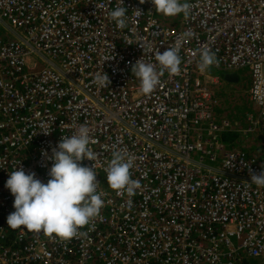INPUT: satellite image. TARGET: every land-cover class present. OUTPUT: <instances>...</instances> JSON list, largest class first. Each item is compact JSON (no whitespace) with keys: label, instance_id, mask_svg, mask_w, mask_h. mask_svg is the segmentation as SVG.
<instances>
[{"label":"built area","instance_id":"obj_1","mask_svg":"<svg viewBox=\"0 0 264 264\" xmlns=\"http://www.w3.org/2000/svg\"><path fill=\"white\" fill-rule=\"evenodd\" d=\"M186 2L189 15L170 27L151 0H0V24L15 30L0 36V264H264V188L248 184L264 163L220 142L256 131L264 149V0ZM117 6L128 9L125 29L109 16ZM170 47L179 48L180 73L163 71L143 94L132 65L142 59L160 72L155 54ZM203 47L219 61L205 72ZM240 70L257 107L244 130L215 111L213 71L240 80ZM102 71L108 87L93 83ZM81 125L97 157L82 163L94 167L105 201L94 230L60 242L11 229L9 174L23 167L47 183L52 149ZM115 150L136 157L132 197L108 185Z\"/></svg>","mask_w":264,"mask_h":264},{"label":"clouds","instance_id":"obj_2","mask_svg":"<svg viewBox=\"0 0 264 264\" xmlns=\"http://www.w3.org/2000/svg\"><path fill=\"white\" fill-rule=\"evenodd\" d=\"M145 0H140L143 4ZM157 13L172 17L184 14L189 15L191 5L181 0H151ZM123 4V0H120ZM137 14L142 13L135 10ZM128 9L117 6L109 12L112 21L119 29L128 27ZM194 34L184 33L185 38ZM198 68L201 72L218 65L216 53L208 47L200 52ZM155 59L161 71L158 72L152 63H145L139 59L131 67L132 75L140 81L139 89L143 94H151L160 84L163 71L170 74H179L181 71V57L179 48L170 47L163 53L157 52ZM239 80V79H238ZM93 83L99 87H108L111 83L104 71L98 72ZM90 129L81 125L71 136H62L57 148L52 149L49 158L53 163L48 173L47 183L36 178L34 172L26 173L23 167H18L9 174L5 187L14 196L15 211L7 216V224L13 229L27 230L32 233H43L60 242H70L88 236L89 227L99 217L104 207V193L98 192L99 181L94 167L83 165L85 159L96 160V153L91 147ZM136 157L120 150L112 151V158L104 169L107 173L109 187L118 195L126 193L132 197L141 187L140 181L131 178L130 169L134 167ZM251 183L264 188V170L252 173ZM247 183V182H246ZM131 207V200L128 202ZM88 228V231L81 229Z\"/></svg>","mask_w":264,"mask_h":264},{"label":"rangeland","instance_id":"obj_3","mask_svg":"<svg viewBox=\"0 0 264 264\" xmlns=\"http://www.w3.org/2000/svg\"><path fill=\"white\" fill-rule=\"evenodd\" d=\"M181 2L183 3L185 2V0H181ZM157 14L159 19L166 26L179 27L181 25V20L183 17L182 13L172 17L165 16L161 13H157ZM4 30L5 29H3V24H0V32H1L0 34L4 33ZM238 74L240 76V80L237 83H235V86L230 84L220 83L218 89L221 92V87L224 88V91L220 94L224 98V100L220 102L221 105L219 104L220 106H218L215 109V111L218 113V115L227 118L232 124H233L232 120L238 121L240 129H244L248 124L246 112L251 110L248 107L247 102L244 100L246 99L248 102H250L248 99L247 88L245 87L247 77H250V74L247 70H240L238 71ZM255 109H256V105L253 104V110ZM232 133L236 135L234 131ZM237 134L238 135L236 136V139L231 144V146L226 145V150L231 148L236 149L239 147L238 149L246 153L255 155L253 154V149H254L253 141L247 140V139L253 140V134L249 135L247 138H245L241 133H237ZM255 141L257 140L255 139ZM258 142H259V146H258L259 150H256L255 152L258 151V153L263 154V156L260 155L257 156L261 157V160L264 162V149L260 145V140Z\"/></svg>","mask_w":264,"mask_h":264},{"label":"crops","instance_id":"obj_4","mask_svg":"<svg viewBox=\"0 0 264 264\" xmlns=\"http://www.w3.org/2000/svg\"><path fill=\"white\" fill-rule=\"evenodd\" d=\"M183 14V13H182ZM158 15V14H157ZM183 16H184V14H183ZM183 18V17H182ZM182 21V20H181ZM180 27V26H179ZM3 29H5L4 30V33H2V34H0V36H4V38H6V39H11L12 38V36H13V33H14V31L15 30H13L11 27H9L8 26V24H6V23H3ZM3 32V31H2ZM1 33V32H0ZM213 75H219L220 76V79H221V84L222 83H225V84H230V85H234L235 86V83H237V82H229V81H227L224 77H222V73L220 72V71H213ZM244 77V76H243ZM248 85H249V83L246 81V85H245V87L247 88L248 87ZM220 86V85H219ZM219 90V89H218ZM224 91V88H222L221 87V92L219 91L218 92V101H219V104H220V102L221 101H223L224 100V98L220 95L222 92ZM246 102H247V105H248V107L251 109L250 111H247L246 112V116H248V115H250V114H253V117H255V115H256V112H257V107H256V109L255 110H253V104L254 103H251V102H248L246 99H244ZM221 105V104H220ZM219 105V106H220ZM249 113V114H248ZM248 114V115H247ZM233 121V124L235 125V124H237L238 126H237V129L238 130H244V129H240V127H239V123H238V121H236V120H232ZM256 129V128H255ZM254 129V130H255ZM231 132H233V131H231ZM227 133H229V132H227ZM227 133H225V134H227ZM235 133H238V132H235ZM225 134H223V138H224V136H225ZM253 140L252 139H247V140H251V141H253V146H254V149H253V154H255V155H260V156H263V154H261V153H258V151L257 152H255L256 150H259V135L257 134V132L256 131H253ZM257 134V135H256ZM245 138H247L248 136H244ZM255 139L257 140V141H255ZM245 140V139H244ZM220 142L223 144V146H224V148L226 147V145H229V146H231L229 143H227L226 141H224V139L221 141L220 140ZM250 143V142H249ZM239 148V147H238ZM238 148H236V149H238ZM260 159H261V157H260ZM264 163V162H263Z\"/></svg>","mask_w":264,"mask_h":264},{"label":"trees","instance_id":"obj_5","mask_svg":"<svg viewBox=\"0 0 264 264\" xmlns=\"http://www.w3.org/2000/svg\"><path fill=\"white\" fill-rule=\"evenodd\" d=\"M237 135H238L237 133L235 135L232 132H229V133L225 134L223 139H224V141H226L227 143H229L231 145L234 142V140L236 139Z\"/></svg>","mask_w":264,"mask_h":264},{"label":"water","instance_id":"obj_6","mask_svg":"<svg viewBox=\"0 0 264 264\" xmlns=\"http://www.w3.org/2000/svg\"><path fill=\"white\" fill-rule=\"evenodd\" d=\"M224 78L229 81V82H237L239 77L237 74L233 73V74H226L224 75Z\"/></svg>","mask_w":264,"mask_h":264}]
</instances>
